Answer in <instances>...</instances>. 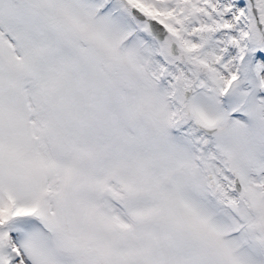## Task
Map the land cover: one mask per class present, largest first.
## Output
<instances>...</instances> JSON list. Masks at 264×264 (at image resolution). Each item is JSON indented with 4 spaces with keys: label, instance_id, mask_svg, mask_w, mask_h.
Masks as SVG:
<instances>
[{
    "label": "snow or ice",
    "instance_id": "6c2138e0",
    "mask_svg": "<svg viewBox=\"0 0 264 264\" xmlns=\"http://www.w3.org/2000/svg\"><path fill=\"white\" fill-rule=\"evenodd\" d=\"M0 264H264V0H0Z\"/></svg>",
    "mask_w": 264,
    "mask_h": 264
}]
</instances>
